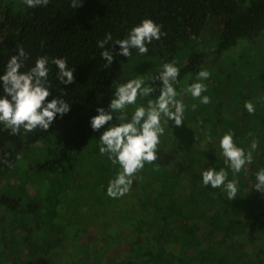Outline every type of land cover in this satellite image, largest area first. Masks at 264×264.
<instances>
[{"label": "trees", "instance_id": "obj_1", "mask_svg": "<svg viewBox=\"0 0 264 264\" xmlns=\"http://www.w3.org/2000/svg\"><path fill=\"white\" fill-rule=\"evenodd\" d=\"M78 4L73 8L70 0H50L46 7L28 8L23 3L19 11L7 8L0 13V70L20 46L28 56L24 70L40 56L62 57L74 75L71 85H60L57 69L50 65L53 92L48 99L62 90L71 111L57 118L47 132L21 129L10 135L0 126V264H121L123 260L124 264H264V194L253 189L255 173L264 168V67L249 80L237 74L246 89L243 103L236 105L237 91L229 89L221 99L199 103L207 115L196 119L200 122L196 132L190 131L192 136L172 122L164 124L157 159L135 174L136 188L118 199L106 195L118 166L100 154L99 133L89 124L98 107L107 108L121 68L137 53L117 57L106 67L102 49L96 46L106 33L115 41L143 19L159 24L164 35L148 47L186 56L180 84L188 75L214 69L211 64L218 61L215 55L208 59L198 52L187 56L181 53L183 46L206 33L218 38L214 51L219 54L234 50L240 41H256L264 30V0H78ZM214 83L209 75V96ZM249 101L255 107L251 114L244 108ZM203 129L217 146L224 134L233 132L237 146L252 154V164L235 177L234 200L201 183L207 167H226L219 148L207 145V138L199 139ZM46 145L49 149L42 154ZM30 148L38 150L30 154ZM85 168L87 178L81 177ZM29 173L33 178L27 177ZM229 179H233L230 171ZM84 186L90 187L88 193ZM93 213L101 220L98 237L89 242L90 230L83 232L78 223L81 214L89 216L85 228L90 229L96 223ZM117 227L120 236H112Z\"/></svg>", "mask_w": 264, "mask_h": 264}, {"label": "clouds", "instance_id": "obj_2", "mask_svg": "<svg viewBox=\"0 0 264 264\" xmlns=\"http://www.w3.org/2000/svg\"><path fill=\"white\" fill-rule=\"evenodd\" d=\"M49 3L50 0H24L28 8L46 7ZM70 3L73 8L80 6L78 0H70ZM162 35L164 33L159 24L151 19H143L128 30L125 38L113 41V36L106 33L96 46L102 49L100 57L107 67L117 62V57L127 59L133 50L139 55H147L148 46L153 41H159ZM114 49H118L115 55ZM16 53L0 70V126L9 130L10 135L19 134L21 129L25 132L36 129L47 132L57 118H63L71 111L62 90L61 94L48 99L53 92L49 78L50 65H55V79L63 86L74 82L73 68L62 57L40 56L24 70L28 56L20 46H17ZM209 75L208 71L200 70L196 81L188 83L183 90L203 105L210 103V97L204 95L208 88L201 81L207 80ZM179 77L180 68L175 61L165 62L155 77L146 79L137 75L120 83L115 87L107 108L98 107L96 115L90 118L91 130L99 133L100 154L107 155L112 165L118 166L106 189L109 198L118 199L128 194L135 174L146 163L157 159L160 138L165 132L164 124L172 122L176 127L183 125L186 105L178 99ZM152 81L158 82L157 86H153ZM157 91L159 94L155 99L137 103L138 98L151 97ZM129 106H134L131 115L128 114ZM244 108L250 114L255 111L251 101L246 102ZM233 137L234 133L229 131L219 139L220 155L225 159L226 167H207L201 175L203 186L221 189L229 200H234L238 193L236 175L253 162L251 152L237 146ZM229 171L233 179H229ZM255 181L253 189L264 194V168L255 173Z\"/></svg>", "mask_w": 264, "mask_h": 264}, {"label": "rangeland", "instance_id": "obj_3", "mask_svg": "<svg viewBox=\"0 0 264 264\" xmlns=\"http://www.w3.org/2000/svg\"><path fill=\"white\" fill-rule=\"evenodd\" d=\"M23 3H24L23 0H0V13L5 12L7 8L13 11H19L20 9H22ZM217 41H218V38L216 39V36H211L210 33H206V34H203L198 39H194V38L190 39L188 44L183 46L181 53L184 52V54L187 56H190V55L192 56L193 54H196V52L203 53L205 54L206 57H208V59L215 55V59L218 61L214 64H211V66L214 67V69L206 68L207 69L206 71L209 72L212 81L215 80V83L213 84L214 89H212V91L209 93L211 94V96H209L207 93H204V95L207 94L210 97V102H211L215 99H221L223 96V92L229 89V92L237 91L234 102L236 103V105L241 104L245 100L243 93L244 91L246 92V89L245 87L242 86L243 84H241V82L238 80L237 74L245 75L246 79L249 80L250 78H252V76H256L257 73H260L261 69L264 67V30L261 33V36L257 38L256 41L248 42V43H246L245 41H240L234 50L232 48L228 52L226 51L223 54L215 53L214 51ZM172 54L174 53H171L169 51L164 53V50L159 47H156L154 50L149 49V53L147 55L142 56V55H139L138 53L134 54L133 56L130 57L126 65H124L121 68L120 73H119L120 78L116 79L117 81L115 80V87L118 86L120 83L126 82L129 79L136 78L137 75H142L147 79L151 74L158 73L161 68V65L165 62L175 61L177 67L179 68L182 65H184L186 59H183V58L186 56L178 57L177 54L175 55H172ZM195 81H196V76L188 75L179 84V87H181V90L179 92L180 93L179 97L183 99V102L186 104V107L191 108V111L189 112L187 111L188 114L187 112L184 113L183 125H181V128L183 129L185 128L188 131L189 136H192V132L190 131L196 132L197 130V127L200 122L199 121L200 119L198 117H203V116L205 117L207 115V113L201 112L199 110V100L192 98L190 94H186L183 91L186 88L188 83L195 82ZM201 82L206 84V80L201 81ZM146 101H147V98H138L137 103L138 104L146 103ZM193 105H195V107H193ZM132 111H134V106H129L128 114L131 115ZM210 115L211 114H208V116ZM189 119L192 122L191 124L192 127L189 126ZM196 119H199V120H196ZM198 137L200 140H206L207 138V140H209L207 145L208 144L215 145L217 149L219 148L217 144L213 143V141H210V139L208 138L209 136L204 134V129L198 135ZM48 146L49 145L45 146V149L42 150L41 152L42 154L46 153V150L49 149ZM37 150L38 149L36 148H30V154H34L35 152H37ZM68 159H65L66 161L64 162H68ZM86 175H87L86 168L82 169L81 177L87 178ZM27 177L33 178V175L29 173ZM131 187L132 188L134 187L133 189H135L136 183L133 182ZM84 191L88 193L90 191V187L84 186ZM97 195H98V192H96L94 196H97ZM129 205L131 206L132 204H129ZM65 212H66V209H65ZM93 215H94L93 219L95 220L96 223H93L90 229L85 228V226H87L86 223L90 222V217L85 216L83 214L79 216L78 224L80 227H82V231L88 232V230H90L91 232L90 234L91 236H89L88 238L89 242L94 241V239L98 237V234L96 233V231L99 229L98 222L101 220L98 217L96 218V214L93 213ZM119 232H120V227H117V229L115 230V233H112L113 234L112 236H114L115 234H118ZM96 241L97 239L95 240V244H96ZM97 247L99 246L97 245ZM95 249L100 250L99 248H95ZM55 255L57 254L55 253ZM108 256H110L109 253H108ZM123 261H121L120 263L124 264ZM90 263H94V262L90 261Z\"/></svg>", "mask_w": 264, "mask_h": 264}]
</instances>
